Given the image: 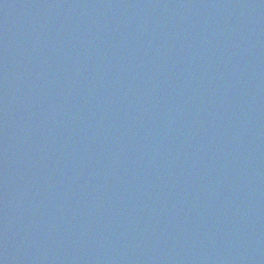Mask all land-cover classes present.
Wrapping results in <instances>:
<instances>
[{"label": "water", "instance_id": "1", "mask_svg": "<svg viewBox=\"0 0 264 264\" xmlns=\"http://www.w3.org/2000/svg\"><path fill=\"white\" fill-rule=\"evenodd\" d=\"M0 264H264V0H0Z\"/></svg>", "mask_w": 264, "mask_h": 264}]
</instances>
